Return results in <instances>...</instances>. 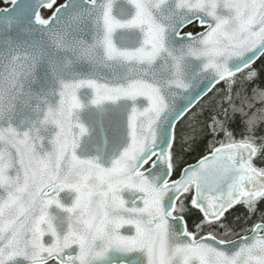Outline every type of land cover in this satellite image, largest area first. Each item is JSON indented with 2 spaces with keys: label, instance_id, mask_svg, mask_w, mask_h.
I'll use <instances>...</instances> for the list:
<instances>
[{
  "label": "snow or ice",
  "instance_id": "1",
  "mask_svg": "<svg viewBox=\"0 0 264 264\" xmlns=\"http://www.w3.org/2000/svg\"><path fill=\"white\" fill-rule=\"evenodd\" d=\"M0 264H264V0H0Z\"/></svg>",
  "mask_w": 264,
  "mask_h": 264
},
{
  "label": "trees",
  "instance_id": "2",
  "mask_svg": "<svg viewBox=\"0 0 264 264\" xmlns=\"http://www.w3.org/2000/svg\"><path fill=\"white\" fill-rule=\"evenodd\" d=\"M206 111L207 106H205V110L200 112L197 119L193 120L189 118L178 126L176 151L178 153V164L182 167L208 154L211 138L200 131L203 122L207 119ZM193 128H195V132H193ZM189 135H194V139L186 142L185 137ZM236 216L241 218L240 223H244V211L242 209L233 214V223L236 222ZM194 220L195 215H193V222Z\"/></svg>",
  "mask_w": 264,
  "mask_h": 264
},
{
  "label": "water",
  "instance_id": "3",
  "mask_svg": "<svg viewBox=\"0 0 264 264\" xmlns=\"http://www.w3.org/2000/svg\"><path fill=\"white\" fill-rule=\"evenodd\" d=\"M198 161V160H197ZM197 161L196 162H194V163H191V164H195V163H197Z\"/></svg>",
  "mask_w": 264,
  "mask_h": 264
}]
</instances>
